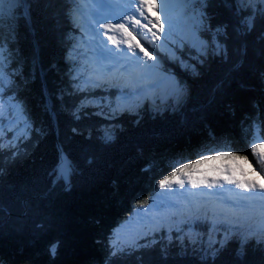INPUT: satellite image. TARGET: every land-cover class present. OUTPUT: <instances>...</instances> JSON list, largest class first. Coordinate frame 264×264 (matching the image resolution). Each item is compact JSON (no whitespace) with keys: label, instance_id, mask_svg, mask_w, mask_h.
Here are the masks:
<instances>
[{"label":"trees","instance_id":"trees-1","mask_svg":"<svg viewBox=\"0 0 264 264\" xmlns=\"http://www.w3.org/2000/svg\"><path fill=\"white\" fill-rule=\"evenodd\" d=\"M27 4L30 21L18 13L13 83L3 90L22 105L29 128L15 147L16 132L0 130V264H264L260 210L227 214L215 202L176 203V194L150 214L159 226L139 245H117L113 254L114 230L143 210L139 202L151 209L149 197L170 168L163 167L168 159L193 160L220 140L249 157L254 125L264 140V18L257 15L252 29L243 30L248 13L238 12L236 0H205L200 38L219 29L216 40L226 54L210 50L197 63L196 49L182 50L195 72L160 55L183 101L158 109L160 98L145 95L135 111L122 108L118 95L148 89L132 86V77L95 75L83 40L75 42L70 0ZM62 154L73 164L70 186L53 175Z\"/></svg>","mask_w":264,"mask_h":264},{"label":"snow or ice","instance_id":"snow-or-ice-1","mask_svg":"<svg viewBox=\"0 0 264 264\" xmlns=\"http://www.w3.org/2000/svg\"><path fill=\"white\" fill-rule=\"evenodd\" d=\"M93 2L99 5V8L92 10V16L96 24L93 32L100 37V40L97 42V54L102 59L116 60L118 63H127L129 65L134 64L137 67L147 70L148 74H159L161 69L160 60L141 43V40L155 49L158 46L157 42L161 41L162 38L163 42L159 46L163 48L171 42L175 47L169 49L170 56L178 60L181 66L190 68L193 72L196 71V65H189L185 60L181 59V56L184 55L181 51L183 48L196 49L198 57L197 63H203L210 54V50L211 53L219 54L220 52H224L226 54V50L216 40V36L220 34L219 29L207 41L200 38V33L204 31L206 21V16L202 11L205 0H163L162 9H159V5L154 4V0H93ZM170 3H180L185 6L189 21V40L187 43L183 39L179 42L173 40L174 29L172 17L169 14ZM257 5L259 7H256ZM154 6L159 11H162L164 22L161 21L159 14L155 17L151 16L149 9ZM236 7L238 12L243 13L247 11L248 13L247 16L241 19L243 30L252 29V22L257 15L264 18V0H236ZM18 13H22L25 21H30L27 0H0V94H2L5 87L13 83L11 77L14 75L15 70L9 69L15 57L13 48L17 22L20 18ZM113 20L115 23L111 22ZM99 29H104V31L100 32ZM109 33L112 34L110 35ZM137 36H139V39ZM109 44L113 47H109ZM9 45H12V47H9ZM177 52H181V55H177ZM148 61H152V63H148ZM164 79L172 80L174 85L173 91L175 93L180 94L183 92L179 82L175 81L174 78L165 77ZM14 100L15 97L13 96L8 101H0V115H2V110L5 104H7L15 117L9 123H15L19 119H25L24 127L27 128L28 124L24 116L23 107L19 102L12 103ZM256 139L254 136L251 153L258 157L261 164H264V145L256 143ZM11 146L15 147L14 144ZM221 158H227L229 160L248 159L247 156L238 157L236 153L231 151H218L216 156L204 155L200 160H196L194 164L181 163L169 175L158 181V187L159 189H172L174 185H178L183 189L187 182L193 187L206 184L207 187L211 188L217 184L223 187V183L221 182H225L235 185L237 188L248 193L259 192L264 194V183H258L255 180H248L246 178L241 179L237 174V170L231 165L213 168L212 171L216 175L212 177L211 181L208 180L207 175L201 179H197L193 175L192 170L197 169L198 165L206 161ZM73 171L72 162L67 156L62 154L57 167L53 171V175L56 179L63 180L65 185L70 186V177ZM257 174L259 175V173ZM146 205L147 201L139 202V208L148 211L149 209L146 208ZM153 206L160 207V205L155 204V200L153 201ZM235 230L240 231L239 228ZM260 230L264 233V225H261ZM118 232L119 230H116L113 233V254H115L117 242L120 240ZM57 248L58 244L51 245L49 253L55 256Z\"/></svg>","mask_w":264,"mask_h":264},{"label":"rangeland","instance_id":"rangeland-1","mask_svg":"<svg viewBox=\"0 0 264 264\" xmlns=\"http://www.w3.org/2000/svg\"><path fill=\"white\" fill-rule=\"evenodd\" d=\"M73 1L76 4V10L80 11L81 13V10L84 9L82 8L84 3L83 0H73ZM154 4L159 5V9L163 8V0H154ZM182 11H185L184 5L180 3L169 4V14L172 17L173 29H174L173 40L179 42L181 39H183L187 43L189 40L188 21L183 20L184 17L181 14ZM150 13L151 16L153 17L159 14L161 21L164 22V15L162 11H159L155 6L153 8H150ZM84 15L85 17L83 15L80 16V14H77V16L80 19V22H83L82 21L83 17L86 19L87 14L85 13ZM81 30L83 32L84 39L86 41V46H83V49L86 51L87 50L92 51V57L94 58V60H96V63L99 65V67H97L96 65L93 67L98 73H100L102 76L115 75L117 78L120 79L119 81L122 80L124 82L131 80L130 78H123L124 75L133 73L136 76V78L140 80L133 79L134 83H132V86H134L135 83H141L148 89L146 94L144 93L140 95H134V97L127 98V96L123 94L118 95L117 100L118 103L121 104L120 106L122 108H128L137 111V109L135 108L136 105L135 102L142 101L145 95H149L150 99H153L154 97H157L158 99L160 98L161 103L159 104L158 109H162L164 107L174 108L181 104V102L183 101V92L180 94L175 93L173 91L174 85L172 83V80L164 79L165 77L174 78L173 74L166 73L161 68L159 74L152 75V74H148L147 70L141 67H137L134 64L129 65L127 63H118L116 60L102 59L97 54V42L100 39L91 38V36L86 34L87 31L89 32V23L87 22V19L85 26H83L82 23ZM71 31L72 30H70L69 32ZM137 38L139 39V36H137ZM90 42L91 44H93V46H89ZM162 42H163V38L161 39V41L157 42L158 46L155 49H153L147 43H145V41L141 40V43L144 44V46L148 48V50L151 51L153 55L157 57L158 60L160 55H166L172 58L169 54V49H173L175 46L171 42H169L167 45H165V47L161 48L159 45ZM109 47H113V46L109 44ZM186 48L188 47H185L182 50ZM188 49H195V48H188ZM66 52H67L66 58H68L69 52L68 50ZM70 54L73 53L71 52ZM177 54H179V52H177ZM148 63H152V61H148ZM126 68L127 70H125ZM12 96L13 95H6L5 91H3L2 94H0V101H8V99ZM12 103H16V102L12 101ZM149 106L152 105L149 104ZM116 107H118V105L113 107V110H116ZM7 110L10 109L8 108L7 104H5L2 110V115H0V130H5L7 131L6 133H8V131L12 133L16 132L11 142L14 145H18L19 142L18 140L26 135L29 127L27 128L24 127L25 125L24 119H19L15 123H9L13 119H15V117L12 111L10 115L8 114L5 115V112ZM130 113L132 114L133 112L130 111ZM9 116H11V119H9ZM251 129H252V134L250 137L251 139H249V142L250 141L253 142V137L255 136L257 138L255 142L264 145V140H262L259 136L258 126L254 125ZM247 147H248V152L250 153V156L248 157L247 160H243V159L229 160L227 158H221L217 160L206 161L205 163L198 165L197 169L192 170L193 175L196 176L197 179H201L205 175H207L208 180L211 181L212 177L216 175V173L212 171L213 168H219V167L231 165L237 170V174L240 176L241 179L246 178L248 180H255L258 183H264V170H262L264 169V164H261L258 157L251 153L252 145L250 146V144H248ZM218 151L233 152L231 150V147L228 145V143L223 140H220L218 142H212L211 144H208L205 147H203L202 150L194 157L193 160H183L182 158H174L172 160L168 159L167 162H165L163 165V167H166L167 165L170 167L165 173L166 174L165 176L169 175L172 171H174L176 167H179L181 163L194 164L196 160H200L204 155L216 156ZM237 156L240 157L239 154ZM253 169H255V171H253ZM257 173H259V175ZM164 177H162L161 179H163ZM158 181L154 185L155 192L153 193V195L149 197L150 200L148 202L151 203L150 204L151 209H149L148 211L140 210L136 215L134 214L130 215L128 218L124 219L114 230V232L116 230H119L118 235L120 237V240L117 242V245L119 247L130 248L131 246L139 245L141 240L144 239L146 237V234L152 229V226L154 227L159 226L156 221H153L155 217L150 219V214L153 212L154 215V211H155V206H153V201L155 200V203H157V205H162L164 203H168L165 197H169L175 194L178 195L175 196L174 199L176 203L191 204L193 201H199L200 199L203 198L209 199L210 197H214V198H219L226 202L228 201L230 202V205H234V206L240 204L242 199L252 197L255 199V201H258L259 207L264 210V194H261L259 192L248 193L243 191L242 189L237 188L235 185L228 184L225 182H221L223 183V187H220L219 184L211 188L207 187L206 184H200L196 187H193L191 184H188L186 182L185 187L183 189H181L178 185H174L172 189H159ZM157 193H159V195H157ZM232 193H235V196H233ZM226 213L231 214L230 212H226ZM226 236L228 237L229 234L223 235L221 241H223Z\"/></svg>","mask_w":264,"mask_h":264},{"label":"bare ground","instance_id":"bare-ground-1","mask_svg":"<svg viewBox=\"0 0 264 264\" xmlns=\"http://www.w3.org/2000/svg\"><path fill=\"white\" fill-rule=\"evenodd\" d=\"M87 2H91V4H93V8H96V3L93 2V0H87ZM84 8H86V6L84 5L83 6Z\"/></svg>","mask_w":264,"mask_h":264}]
</instances>
